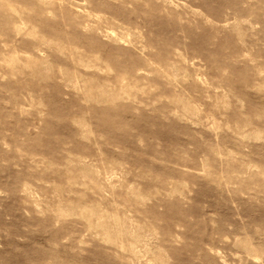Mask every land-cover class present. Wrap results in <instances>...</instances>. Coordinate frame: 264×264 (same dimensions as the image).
Instances as JSON below:
<instances>
[{
	"label": "rangeland",
	"instance_id": "obj_1",
	"mask_svg": "<svg viewBox=\"0 0 264 264\" xmlns=\"http://www.w3.org/2000/svg\"><path fill=\"white\" fill-rule=\"evenodd\" d=\"M0 264H264V0H0Z\"/></svg>",
	"mask_w": 264,
	"mask_h": 264
}]
</instances>
